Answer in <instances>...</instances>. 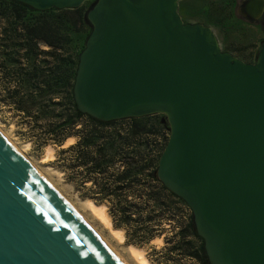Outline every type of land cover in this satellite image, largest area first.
I'll return each mask as SVG.
<instances>
[{
    "label": "water",
    "instance_id": "obj_1",
    "mask_svg": "<svg viewBox=\"0 0 264 264\" xmlns=\"http://www.w3.org/2000/svg\"><path fill=\"white\" fill-rule=\"evenodd\" d=\"M179 1L96 0L73 99L101 122L165 115L157 178L189 208L209 264H264V41L244 63L184 24ZM249 8L258 18L264 0ZM0 264H123L1 135Z\"/></svg>",
    "mask_w": 264,
    "mask_h": 264
},
{
    "label": "trees",
    "instance_id": "obj_2",
    "mask_svg": "<svg viewBox=\"0 0 264 264\" xmlns=\"http://www.w3.org/2000/svg\"><path fill=\"white\" fill-rule=\"evenodd\" d=\"M77 25L88 31L86 41L91 26L82 7L40 11L15 0H0V93L15 113L34 120L43 144L60 147L67 138H77L58 154L67 178L72 168L68 157L78 150L80 165L101 176L94 184L100 197L92 200L106 203L114 227L125 229L128 242L140 247L154 239V228L162 220L167 221V200L186 204L157 178L163 151L160 123L144 116L118 125L123 119L101 122L77 109L73 99L81 53L73 45ZM78 126L80 135L74 133ZM117 164L122 170L116 174ZM178 238L170 253L180 251L199 264H209L192 214ZM168 245L165 238V250Z\"/></svg>",
    "mask_w": 264,
    "mask_h": 264
},
{
    "label": "rangeland",
    "instance_id": "obj_3",
    "mask_svg": "<svg viewBox=\"0 0 264 264\" xmlns=\"http://www.w3.org/2000/svg\"><path fill=\"white\" fill-rule=\"evenodd\" d=\"M241 1L242 0H180L178 2L177 12L184 24H201L210 28L222 52H228L244 63L253 64L256 61L257 54L264 41V28H260L257 24L240 17L238 7ZM95 2L96 0H88L79 8L82 7L87 14ZM75 31H77V35H73V45H76L78 50L82 52L86 42L84 36L88 31L82 30L79 25L75 27ZM90 32L91 27L89 29V34ZM148 117L155 123L158 122L161 124L159 130V144L161 149H164L169 137L167 118L163 114H152ZM130 119L132 118L123 119L117 124L128 123ZM0 125L17 146L23 148L26 144L28 145L24 152L26 157L39 168L64 198L75 206L87 220L101 232L103 237L107 239L118 253L124 258L126 257L125 259L133 264L128 258L125 250L127 245H134L128 242L126 230L123 229L126 243L119 246L109 237L108 232L83 209L82 203L84 200H92V197H100L99 195H95L97 188L94 184L99 182L101 176L89 174V166L83 167L80 165L79 151L75 150V152L68 157L72 168L70 171V178H67V173L63 168L64 163L61 162L58 157L60 150L66 147L62 146L61 148L50 143L43 144V137L40 134L39 128L35 125L34 120L28 121L23 118V116L15 113L14 110L3 101L2 93H0ZM80 130L79 126L75 127L74 133L80 135L77 133ZM76 142L77 138H75L73 144ZM47 146H52L54 148V159L41 162ZM113 170L114 173L117 174L121 172L122 168L117 164L113 167ZM137 201L138 200H135L134 202ZM107 207L109 213V206L107 205ZM190 215L191 212L187 206H184L180 202L172 205L171 200H167V221L162 220V224L154 228L157 232L154 239L160 238L162 244L152 243L151 240L148 244L140 246L146 250V256L152 264H199L197 259L181 255L180 251H172L170 253L171 247L179 241L178 233L187 225ZM165 238H167L170 243L166 250L164 248ZM187 240L192 239L187 238L186 241ZM194 245L195 248H198V241H195Z\"/></svg>",
    "mask_w": 264,
    "mask_h": 264
},
{
    "label": "bare ground",
    "instance_id": "obj_4",
    "mask_svg": "<svg viewBox=\"0 0 264 264\" xmlns=\"http://www.w3.org/2000/svg\"><path fill=\"white\" fill-rule=\"evenodd\" d=\"M0 135L11 145V147L39 174V176L47 182L51 186L53 190L65 201V203L79 216V218L102 240V242L114 253L117 258L120 259L123 264H131L128 262L118 251L103 237L101 232H99L88 220L87 218L75 207L73 206L64 196L56 189V187L45 177V175L26 157L25 148L28 147L26 144L23 148L17 146V144L9 137L8 134L4 132L0 125ZM73 144V138H68L63 147H67ZM54 148L52 146H47L45 148V154L41 159V162H47L54 159ZM83 209L89 213V215L95 219L98 224L108 232L109 237L115 241V243L119 246L124 245L125 235L124 230L115 228L112 224L111 217L108 213V207L106 204H97L93 200L86 199L82 203ZM152 243L162 244L160 238H155L151 241ZM128 258L131 260L133 264H152L146 256V250L144 248L135 246V245H127L125 247ZM127 258V259H128Z\"/></svg>",
    "mask_w": 264,
    "mask_h": 264
},
{
    "label": "flooded vegetation",
    "instance_id": "obj_5",
    "mask_svg": "<svg viewBox=\"0 0 264 264\" xmlns=\"http://www.w3.org/2000/svg\"><path fill=\"white\" fill-rule=\"evenodd\" d=\"M253 1H255V0H242L239 3V7H238L239 11H238V13L240 14L241 18L257 24V26L260 27V28H264V13L261 14L258 18L255 19L248 12L249 11L248 9H250L249 7L253 3Z\"/></svg>",
    "mask_w": 264,
    "mask_h": 264
},
{
    "label": "crops",
    "instance_id": "obj_6",
    "mask_svg": "<svg viewBox=\"0 0 264 264\" xmlns=\"http://www.w3.org/2000/svg\"><path fill=\"white\" fill-rule=\"evenodd\" d=\"M75 142V138H73V143Z\"/></svg>",
    "mask_w": 264,
    "mask_h": 264
}]
</instances>
